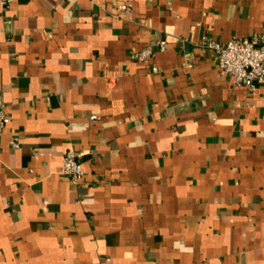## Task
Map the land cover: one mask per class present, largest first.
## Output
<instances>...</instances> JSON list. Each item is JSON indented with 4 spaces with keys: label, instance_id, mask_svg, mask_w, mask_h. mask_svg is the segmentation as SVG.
<instances>
[{
    "label": "crops",
    "instance_id": "1",
    "mask_svg": "<svg viewBox=\"0 0 264 264\" xmlns=\"http://www.w3.org/2000/svg\"><path fill=\"white\" fill-rule=\"evenodd\" d=\"M262 32L264 0H13L0 264H264V85L200 47Z\"/></svg>",
    "mask_w": 264,
    "mask_h": 264
},
{
    "label": "built area",
    "instance_id": "2",
    "mask_svg": "<svg viewBox=\"0 0 264 264\" xmlns=\"http://www.w3.org/2000/svg\"><path fill=\"white\" fill-rule=\"evenodd\" d=\"M12 2L13 0H0V13ZM166 44L165 38L152 39L142 48L134 50L132 56L138 61L151 59L155 51H163ZM200 47L214 52L220 74L230 76L233 84L244 85L248 89L264 85V32L244 38L233 37L226 42L204 36L201 38ZM152 70L156 72L157 67L153 66ZM95 117L96 115L91 116V118ZM9 120L7 106L0 97V136ZM10 145L18 147L15 139L10 140ZM59 172L68 176L73 184H77L84 173L80 154L72 150L66 151Z\"/></svg>",
    "mask_w": 264,
    "mask_h": 264
}]
</instances>
